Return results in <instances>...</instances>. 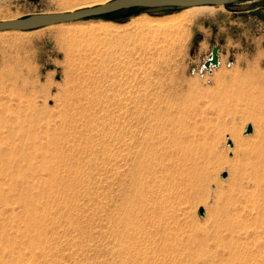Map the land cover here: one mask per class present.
Returning a JSON list of instances; mask_svg holds the SVG:
<instances>
[{"label": "rangeland", "instance_id": "1", "mask_svg": "<svg viewBox=\"0 0 264 264\" xmlns=\"http://www.w3.org/2000/svg\"><path fill=\"white\" fill-rule=\"evenodd\" d=\"M84 1L0 0V20ZM195 12L0 31V264H264V0Z\"/></svg>", "mask_w": 264, "mask_h": 264}, {"label": "water", "instance_id": "2", "mask_svg": "<svg viewBox=\"0 0 264 264\" xmlns=\"http://www.w3.org/2000/svg\"><path fill=\"white\" fill-rule=\"evenodd\" d=\"M236 0H109L105 3L98 4L92 7L81 8L70 12H48L34 13L20 18H10L0 20V31L17 30L26 31L44 26L75 21L85 17H96L99 14L114 11L127 7H192L199 5H218ZM218 65V47L211 45L206 59L203 61V68L209 70L210 67ZM252 130L250 124H246L243 128V134H248ZM229 146L231 142L227 139ZM221 177L224 176L222 173ZM201 214V209L198 210Z\"/></svg>", "mask_w": 264, "mask_h": 264}, {"label": "bare ground", "instance_id": "3", "mask_svg": "<svg viewBox=\"0 0 264 264\" xmlns=\"http://www.w3.org/2000/svg\"><path fill=\"white\" fill-rule=\"evenodd\" d=\"M97 0H93V1H84V2H82V3H79L78 5H76L75 7H72V8H70V10L68 11H66V12H70V11H73V10H77V9H81V8H87V7H92V6H95V5H98V4H95V2H96ZM100 1H102V0H100ZM105 2H107V1H104V2H101V3H99V4H102V3H105ZM211 8H212V5H199V6H192V7H188V9H193V10H196V12L197 13H202V12H204V11H209V10H211ZM195 12V13H196ZM192 14V13H191ZM194 14V13H193ZM197 15V14H196ZM101 21H103V20H101ZM89 24H91V23H89ZM97 25V24H96ZM87 27L88 28H90V29H92V28H94L95 27V25H93V24H91V25H89L88 26V24H87ZM105 27V26H104ZM13 31V30H12ZM219 63V62H218ZM215 67V66H214ZM217 67V66H216ZM211 68V67H210ZM210 71H211V69H209ZM213 72H211L210 74H212ZM251 125V124H250ZM252 128V127H251ZM252 131V130H251ZM229 140V139H228ZM263 141V140H262ZM188 142V141H187ZM183 149V148H182ZM261 150H264V149H261ZM260 150V151H261ZM181 151H183V150H181ZM184 152V151H183ZM183 152H181V153H183ZM259 153V152H258ZM257 153V154H258ZM175 154H177L176 152L174 153V155ZM178 154H180V153H178ZM185 153H183V154H180V155H184ZM257 154H255V155H257ZM259 154H261V153H259ZM258 154V155H259ZM173 155V156H174ZM257 155V156H258ZM263 155V156H262ZM171 157H172V155H170ZM177 156V155H176ZM175 156V157H176ZM179 156V155H178ZM189 156V155H188ZM187 155L185 156V157H188ZM183 157V159L184 160H182L183 162H182V164H179L180 166H181V168H179V170H178V177H179V179H177L176 181H178V183H176L179 187L181 186V185H184V186H186V189H187V185H189V184H191V183H193V180L194 179H197L198 177H199V175H200V173H198V172H196L197 170H198V166H195V162H194V160H190V157H189V159L188 158H184V156H182ZM181 157V158H182ZM260 157V156H259ZM261 157H262V160L260 161V162H255V163H251L250 164V167H251V169H252V174H253V172H254V175H251V177H250V179H252L253 181H254V185H257V183L260 181V180H262V178H261V175L259 174V170H261L260 168H263L264 167V151H263V154H261ZM176 159V158H175ZM191 159H193V158H191ZM261 159V158H260ZM179 160V159H178ZM173 162V161H172ZM175 162H177V159H176V161H174V163ZM180 163H181V161H180ZM186 163V164H185ZM173 164V163H172ZM177 164V163H176ZM164 165V164H163ZM197 165V164H196ZM159 166V165H158ZM177 166V165H176ZM179 166V167H180ZM148 167V166H147ZM169 167V166H168ZM163 168V167H162ZM165 168V167H164ZM163 168V169H164ZM174 168H175V166H174ZM177 168V167H176ZM197 168V169H196ZM172 169V168H171ZM153 170V169H152ZM165 170V169H164ZM167 170V169H166ZM175 170V169H174ZM151 173V172H150ZM172 173V172H171ZM177 174V173H176ZM155 175V174H154ZM262 175H264V174H262ZM174 176V175H173ZM173 176H172V178H173ZM170 177V176H169ZM177 177V176H176ZM135 178V177H134ZM137 179V178H136ZM151 179H154L153 177L151 178ZM156 179V178H155ZM174 179V178H173ZM168 180V179H167ZM252 180H250V181H252ZM157 181V180H156ZM174 181H175V179H174ZM175 181V182H176ZM252 181V182H253ZM151 182V181H150ZM173 182V181H172ZM172 185V184H171ZM177 186V187H178ZM241 186V185H240ZM190 187V186H189ZM192 187V186H191ZM239 187V186H238ZM174 188V187H173ZM183 188V187H182ZM185 188V187H184ZM255 188V187H254ZM151 189V188H150ZM175 189V188H174ZM189 189V188H188ZM240 189V188H239ZM243 189V188H242ZM144 191V190H143ZM167 191H169V190H167ZM180 191V190H179ZM184 191V190H183ZM243 191V190H242ZM174 192V191H173ZM185 192V191H184ZM149 193V192H148ZM147 193V194H148ZM152 193V192H151ZM154 193L155 192H153V195H154ZM157 193V192H156ZM178 193V192H177ZM180 193V192H179ZM178 193V194H179ZM167 194V193H166ZM173 194V193H172ZM149 195V194H148ZM152 195V194H151ZM168 195V194H167ZM180 195V194H179ZM181 195H182V193H181ZM140 196V195H139ZM185 196V195H184ZM151 197V196H150ZM141 198V197H140ZM143 200H144V198H143ZM178 200V199H177ZM135 201V200H134ZM138 201H139V199H138ZM139 203V202H138ZM151 203V202H150ZM147 204V203H146ZM126 208V207H125ZM130 211V210H129ZM132 216V215H131ZM41 219V218H40ZM129 222V221H128ZM130 224V223H129ZM124 227V226H123ZM128 227V226H127ZM131 229V228H130ZM126 234V233H125ZM230 243V242H229ZM220 254V253H219ZM237 262V261H236ZM208 263V262H207Z\"/></svg>", "mask_w": 264, "mask_h": 264}, {"label": "built area", "instance_id": "4", "mask_svg": "<svg viewBox=\"0 0 264 264\" xmlns=\"http://www.w3.org/2000/svg\"><path fill=\"white\" fill-rule=\"evenodd\" d=\"M202 68V67H201Z\"/></svg>", "mask_w": 264, "mask_h": 264}]
</instances>
